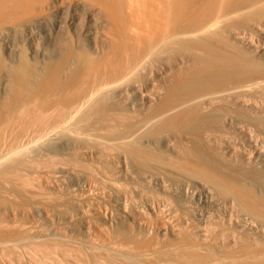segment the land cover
Returning <instances> with one entry per match:
<instances>
[{
  "label": "bare ground",
  "instance_id": "1",
  "mask_svg": "<svg viewBox=\"0 0 264 264\" xmlns=\"http://www.w3.org/2000/svg\"><path fill=\"white\" fill-rule=\"evenodd\" d=\"M259 139L264 0H0V264H262Z\"/></svg>",
  "mask_w": 264,
  "mask_h": 264
},
{
  "label": "rangeland",
  "instance_id": "2",
  "mask_svg": "<svg viewBox=\"0 0 264 264\" xmlns=\"http://www.w3.org/2000/svg\"><path fill=\"white\" fill-rule=\"evenodd\" d=\"M232 134H233V133L231 132L230 134L227 135V136H228V137H227V141H229L228 143H229V144L231 143V146L236 145V147H237V145H238V143H239L238 146L240 147V150H242V151L244 152V149H246L247 146H246V144H245L246 142H245V139H244L243 135H241V136L243 137V138H242L241 136H239V134L234 133V134H236L237 136H236V135H232ZM224 135H225V134L222 133V132H221L220 134H214L212 140L217 144L219 137H220V136H224ZM239 138H242V140L239 139ZM261 140H262V141H261ZM261 140L259 139V142H261V143L264 142L263 139H261ZM235 141H237V142L239 141V142L236 143ZM240 141H241V142H240ZM234 142H235L236 144H235ZM244 142H245V143H244ZM240 143H241V144H240ZM243 143H244V144H243ZM233 144H234V145H233ZM242 144H243L242 147H243L244 149L241 148V145H242ZM239 147H238V148H239ZM246 150H247V152H248L249 149H246ZM246 150H245V151H246ZM247 152H244V153H247ZM240 155H242V156L244 157V154H240ZM254 167H255V166H254ZM236 168H237V167H236ZM238 168H239V167H238ZM261 197H262L263 200H264V192L261 194ZM199 209H200V207H199ZM214 215H215V218H216V219H217V218L219 219V217H220L221 214H220V213H214ZM217 215H218V216H217ZM239 229H240V228H239ZM239 229H234V230H235V231H234L235 233H234L233 230H232V232L235 234V236H237V237H239V238H243L242 235H243V236L245 235L244 238H246L247 236H248V237L250 236V234H249V232L247 231V229L245 230V228H244V230L246 231V233H245V231L243 230V228H241L240 230H239ZM237 230H238V231H237ZM242 230H243V231H242ZM239 231H240V232H239ZM236 233H237L238 235H237ZM240 233H241V234H240ZM246 234H248V235H246ZM240 235H241V237H240ZM91 240H94V239L91 238L90 241H91ZM30 253H31V252L27 249V250H25V253H24V254H25L26 257H30ZM31 254H32V253H31ZM35 257H36V256H35ZM37 258H38V257H37ZM23 259H24V257H23ZM71 259H72V258H71ZM71 259H70V260H71ZM250 262H252V261H250ZM249 264H251V263H249ZM252 264H253V263H252ZM262 264H264V263H262Z\"/></svg>",
  "mask_w": 264,
  "mask_h": 264
}]
</instances>
